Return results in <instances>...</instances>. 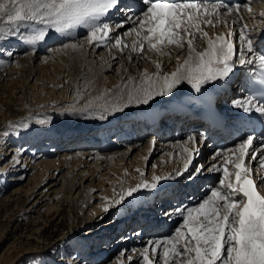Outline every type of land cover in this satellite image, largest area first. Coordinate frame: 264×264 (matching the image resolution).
I'll return each instance as SVG.
<instances>
[{"label":"snow or ice","instance_id":"obj_1","mask_svg":"<svg viewBox=\"0 0 264 264\" xmlns=\"http://www.w3.org/2000/svg\"><path fill=\"white\" fill-rule=\"evenodd\" d=\"M116 12L124 13L122 21L113 22ZM243 12L255 15L251 0H133L130 4L124 0H0V55L13 56L5 47L13 39L34 48L53 34L74 37L80 29L86 30L89 45L111 43L121 53L128 49L154 64L156 72L145 69L138 81L128 77L116 86L122 93L127 91L123 105H109L108 91L88 101L84 110L92 108L96 101H104L96 107L100 119L105 118L109 108L122 111L132 103L147 105L155 97L179 93L184 82L196 93L206 91V85L227 84L236 75L237 65L257 72L258 84L245 87L246 94L232 101L235 109L247 114V130L241 131L233 147L217 150L212 159L219 158V163L207 169L222 173L218 186L212 187L195 206L162 209L167 220L179 217L180 221L171 235L148 241L139 253V264H264V31L257 43L244 23ZM258 15L264 22V11ZM126 24L132 26L122 34L112 35ZM221 27L226 31L217 34ZM208 29L213 30L212 35ZM126 37L134 38L129 44ZM198 45L203 46L202 51L197 50ZM63 48L76 51L83 45L65 43ZM174 48L187 49V55L182 62L177 55L175 70L169 73L163 72L159 60H150L146 55L154 53L171 60ZM77 95L81 96L79 88ZM38 123L45 126L50 121ZM21 127L29 126L24 123ZM29 130L48 129L33 126ZM187 140L190 147L182 149L187 153L186 162L176 175L188 172V179L193 180L205 170L203 165H197L189 172L205 137L189 135ZM136 171L140 182L122 187L112 201L114 205L123 204L126 198L143 190H157L161 181L172 179L170 175H153L148 181L140 169ZM103 210L107 212L108 206ZM121 256L130 262L133 259L123 252ZM120 264H124L123 260Z\"/></svg>","mask_w":264,"mask_h":264},{"label":"bare ground","instance_id":"obj_2","mask_svg":"<svg viewBox=\"0 0 264 264\" xmlns=\"http://www.w3.org/2000/svg\"><path fill=\"white\" fill-rule=\"evenodd\" d=\"M251 6L255 15H249L247 12L242 14L245 17L244 23L248 24L250 35L259 43L260 34L264 31V22L258 14L260 11H264V0L261 2L251 0ZM228 19L231 21L232 17L230 16ZM258 22L260 23L259 26L256 25ZM131 26V24H126L123 29H117L112 35L122 34ZM208 31L210 35L213 34L212 29H208ZM225 31L226 29L223 27L216 30L217 34ZM78 32H84V30L78 29ZM85 36H81L78 40H75V37H62L59 34H53L46 38L50 41L56 37L55 40L59 43L82 44L83 48L76 51L70 48L64 49L62 45L50 48L43 47L45 41L38 42L33 48L13 39L11 44H6L5 47L12 51L13 55L16 54L17 59L12 65H8L9 69L0 71V78L3 79L7 74H10L5 83L13 85L12 89L17 93L21 88V84L29 86L25 87L23 93H27L28 96L36 95L35 99L40 102L39 105L49 103V100L51 102L53 100L59 105L66 102L72 103L67 107L59 106V109L70 111L73 108H79L75 102H72L73 98L78 96V88L81 92L79 99L84 100L85 106L89 100H93L106 91H108L106 100L109 105L124 104L127 101V91L124 90L122 93L121 89L116 86L125 83L128 77H135L138 81L140 74L145 69L149 73L156 72L154 64L141 59L131 53L130 50L126 49L124 53H121L118 49L111 47V43L99 46L89 45ZM133 38L126 37L125 39L130 44ZM26 47L33 49V53L21 55L20 48L24 50ZM197 50L202 51L203 46L198 45ZM182 51L183 54H181ZM129 55L132 56L131 60H129ZM146 55L150 60H159L163 65V72L169 73L175 70L177 64L175 57L180 55L182 62L186 58L187 49H172L171 60L164 56H157L154 53H146ZM5 62L6 60L0 59L1 65L7 64ZM73 68L79 76L75 78L76 81H71L70 76L69 79L67 77L68 72L70 73ZM21 78H24V80L22 81ZM30 79L31 81L35 80L34 83H28ZM231 80L228 83L232 84ZM223 84L225 83H216L215 87L206 85L204 86L207 89L206 91L202 89L201 93H196L190 85L184 82L180 85L181 91L179 93L174 91L171 96L155 97L147 105L132 103L125 107V110L131 108L130 110L124 111L118 116H111L109 113L105 116V118H108L103 123L97 122L99 120V117H97L98 120L93 122L90 128L89 126L86 127L78 136L75 134V129L72 131L75 126L73 121L76 118H82L89 112H77L70 121L62 126H57V133L66 128L65 131H62L60 138H57L58 135L43 134V136H37L39 132L34 135V138H30L28 143L32 147L30 150L25 146H19V148L12 144L18 135L16 131H13L8 135V140L5 141L4 138L0 143L2 145L0 148V161L2 162L0 172L5 173L10 169H13L11 172L17 171V175L10 177L11 182L19 181L20 183L24 178L23 173L27 171L30 172L31 177L26 187L17 184L9 201L19 199V204L24 207L26 202L36 194H40V199L36 201L37 203L34 202L30 206L31 208L47 201L46 205H49V208L60 210L66 205L71 207L73 211H77L83 219H88L104 212L105 198L103 199V196L110 195L114 199L116 193H119L122 187H133L140 182L141 176L136 169H140L144 173L143 178L148 181H151L153 175H170L172 179L161 181L157 190H143L136 193V195L134 194L131 200L138 201L141 199L144 203L141 200V202L136 201L125 217L109 219L104 223L106 227L103 226L104 229L101 228L100 231L98 230L99 232L94 229L85 232L87 234L84 236L86 240L75 252L77 259L80 261L79 264H99L100 260H104L107 251H114L116 248L115 253H118V255L113 253L102 264H120L121 260L124 264H132L133 261L140 260L139 253L148 241L168 236L171 233L169 231L175 226H171L170 223L176 224L179 218L173 217L171 220H167L158 213L161 212V207L162 209L168 208L165 204L170 201V198H173L170 193L178 188V185L189 182L188 177H186L189 175L188 172H185L182 176L176 175L177 170H183V165L186 162L187 153H184L182 149L190 147L187 140L188 136H199V130L201 129H199L201 121L192 120L188 109L190 106L195 107L197 105L196 100H202L201 98L206 95V92L215 88L219 90ZM242 87L241 82H236L233 85L235 90L233 96H225V98L228 97V101H231L237 96L244 95ZM38 91L42 93L41 97H37ZM15 101L17 103L21 102V104L24 103L23 96H18ZM100 103H104V101H96L93 106ZM227 107L231 108L232 105L229 104ZM176 111L182 112V115H179ZM146 116L148 122L147 120H140L146 118ZM5 118L7 117L5 116ZM164 125L167 127L166 129ZM121 129L127 132L128 139L123 134L116 135ZM146 129L148 132L145 135L144 131ZM177 132H182L181 140H177L178 137L174 136ZM0 134L2 135L1 132ZM130 136L134 137L129 140ZM152 141H155L154 145ZM206 145L203 146L202 143L198 145L200 154L192 160V163H194L203 158L199 165L203 164L204 168L219 163V158L217 160L212 159L215 152H209L208 145ZM30 153L32 156H30ZM24 155L27 156L19 164L20 158ZM190 168L189 172L192 171ZM210 174H212V171L202 172L195 178L194 182L191 181L190 183L194 191H197V186L199 187L197 194L201 197L198 201L209 193L212 187L218 186L211 185L213 184L211 178L210 181L207 180ZM95 190H102V193L96 195L92 192ZM188 190L191 191V188L189 187ZM153 197H156L154 203L150 202ZM186 199H189V197ZM197 202L191 206H195ZM181 204L182 202L177 205ZM119 212H123L122 209H119ZM140 214L158 217L159 221L153 225L154 229L152 231L144 232L143 225H140L141 219L138 216ZM162 218L164 219L162 220ZM168 223L170 226H168ZM125 224L128 231L132 227L136 228L131 230L130 235H127L126 232L125 234H119L113 243H109L111 237L108 234L111 232L108 233V231L114 230L112 236L116 232L118 233L117 230ZM98 238H102L104 242L100 247H97L101 242L100 240L97 241ZM105 238H108L107 242ZM95 240L98 243H94ZM92 244L93 247H91ZM118 246H120L119 249ZM121 250L125 253V256L133 257L131 262L121 256ZM86 258H91V260L87 262Z\"/></svg>","mask_w":264,"mask_h":264},{"label":"rangeland","instance_id":"obj_3","mask_svg":"<svg viewBox=\"0 0 264 264\" xmlns=\"http://www.w3.org/2000/svg\"><path fill=\"white\" fill-rule=\"evenodd\" d=\"M261 1L258 0V2ZM257 20L255 21L257 22ZM256 25L259 26L260 23L258 22ZM85 32L86 30H84V32H76L74 36L75 40H78V38H80L81 36H85ZM55 38L56 37H54V39H51L50 41L45 40L43 47L50 48L59 45L63 46V44L66 43L56 42L57 40H55ZM23 48H20V50L22 51L20 52L21 55L27 53L30 54L31 52L33 53V49H29V47H26L23 50ZM15 55L16 54H14L12 57H8L6 53L0 55V59L6 60L5 63H7L2 65L0 64V71H6L7 69H9L8 65H12L17 59ZM9 75L7 74L3 79L0 78V132L2 133V135L0 134V143L4 140V138L5 141L8 140V135H10V133H12L13 131H16L18 133L17 139L12 144L16 145L17 147L25 146L28 148V150H30L32 147L30 144H28L29 140L32 137L34 138V135H37L39 132L40 133L37 136H43V134L56 136L58 135L57 138H60L62 131H65L66 128L60 131V133H57V126H62L66 122L70 121L72 117L74 118V115L77 112L89 113L85 116H82V118H76L77 120L75 119L73 121L75 123V126L72 128V131L73 129H75L76 133L82 132L88 126L90 128V125L93 122H96L98 119L99 120L97 122L103 123L104 120L106 121L108 118L106 117L101 120L100 118L97 119V117H100V112L96 110L97 106H93L92 108L85 111L84 106L86 103L84 102V100H80L79 96H77L76 98L74 97L72 100V102H75V104H77L79 108H73L70 111L59 109V106L67 107L68 105L72 104L68 102L59 105L55 101L53 102L52 100L51 102V100H49V103H43L39 105L40 102L35 99L36 95L28 96L27 93H23V91L26 89L25 87L29 86L21 84L20 87L22 88V90H20L21 88H19L18 93L14 92V90L12 89L13 85L5 83ZM69 76L71 81H74L75 78L79 77L77 71L74 68L70 73L68 72V79ZM21 80L23 81L24 78H21ZM34 81L35 80L31 81L30 79L28 83L32 84L34 83ZM19 94L23 96L24 103L22 104L21 102L17 103L15 101V98L17 99V97L20 96ZM41 94L42 93L39 92L37 97H41ZM74 99H76V101H74ZM128 110H125L124 107L122 111L113 112L109 108V111L104 113V116L109 115V113L111 116H118L120 115V113H124V111ZM5 116L7 118H5ZM40 120H47L50 121V123L45 126H41L38 123ZM24 123L28 124V129L21 127V125ZM33 126H35L37 129L47 127L48 130L30 131L29 129H32ZM4 134L7 136H5ZM184 139L185 137L183 138V140ZM1 146L2 145L0 144V148ZM27 152L29 153V151ZM26 156L27 155H24L21 157L22 159L20 158L19 164H21V161ZM30 156H32L31 153ZM201 159L203 160V158ZM201 159H198L194 163H192L193 161H191L190 169L193 170L197 165H199ZM1 163L2 162L0 161V164ZM207 163L210 164V162L208 161ZM208 168L209 166L205 167V170L202 172L208 173ZM11 170L13 169H10V171L8 170L5 173L0 172V264H79L80 261L79 259H77V254L75 252L79 250L83 241L86 240V238H84V236L87 235L85 234V232L87 233L89 230L93 229L96 232L98 230L100 231L103 226L106 227L104 223L109 219H119L125 217L126 213L129 212L128 210H130L131 206L137 201L134 199L131 200V197H128L123 204L114 205L111 196L105 195L103 196V199L105 198L103 207L108 206V211H104L101 214L93 216V218L89 217L88 219H83L80 215H78L77 211H73L71 207H68L66 205L60 210L49 208V205H46L47 201L41 202L36 207L31 208L30 206H32L34 202L37 203L36 201L40 199V194H36L33 198L31 197L32 199L26 202L24 207H21V205L19 204V199H16V201H9V198L12 196L13 189L17 186V184L25 187L28 185L31 174L29 171L24 172V178L20 183L19 181L11 182L10 177L18 174L17 171L11 172ZM209 176L211 178V181H213V184L211 185L215 186L218 185L219 179L222 178V173L212 171V174H210ZM186 177H188V175ZM196 188L197 190H199L198 186ZM92 192L97 195L98 193H102V190H95ZM140 200H138L137 202L142 201ZM142 203H144V201H142ZM119 209H122L123 212H119ZM160 213L161 212H159L158 214L160 215ZM179 221L180 218H178L176 224L170 223L171 226L175 225L172 228L173 230L177 226ZM134 228L136 227H132V229ZM172 229H169V232H171L169 235L172 234ZM112 231L114 230L112 229L108 231V233L111 232L108 234L111 237H108L110 238L109 243H113V241L116 240L119 234H125V232H128L127 228L123 232L117 230L118 233L116 232L111 236ZM108 238H105L106 242L108 241ZM99 240L102 243L100 242L99 246L97 247H100L101 244H104L102 238H98L97 241ZM97 241L95 240L94 243H96ZM91 247H93V244ZM119 248L120 246H118V249ZM116 249H114V251H107L104 260L115 253ZM120 252H122V250ZM115 254L118 255V253ZM76 260L77 262H75ZM86 260L88 262L91 260V258H86ZM104 260H100L99 264H102ZM132 264H139V260L133 261Z\"/></svg>","mask_w":264,"mask_h":264}]
</instances>
